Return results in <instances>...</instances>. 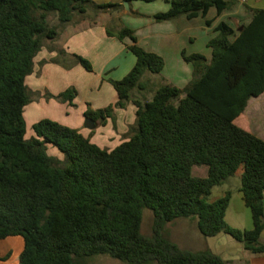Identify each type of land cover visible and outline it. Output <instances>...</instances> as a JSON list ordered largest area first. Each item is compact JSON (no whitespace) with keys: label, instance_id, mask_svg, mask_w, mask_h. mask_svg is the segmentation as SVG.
Listing matches in <instances>:
<instances>
[{"label":"trees","instance_id":"16d2710c","mask_svg":"<svg viewBox=\"0 0 264 264\" xmlns=\"http://www.w3.org/2000/svg\"><path fill=\"white\" fill-rule=\"evenodd\" d=\"M134 1L156 0H0V239H24L19 264H85L95 255L128 264H239L168 239L165 227L177 219H195L203 236L224 233L246 251L264 255V140L235 123L248 101L264 93V8L252 9L239 33L222 22L208 44L210 61L203 54H183L194 66L193 80L185 88L164 82L150 100L137 98L135 91L145 89V73H162L164 58L141 47L134 30L107 29L120 41L131 39L128 48L137 62L122 80H111L118 102L96 110L88 104L85 118L97 127L115 124L116 109L134 103L136 121L124 141L113 150L102 148L78 129L47 118L34 124L36 137L26 138L25 108L31 102L26 80L44 41L55 40L59 27L76 16L96 25L101 14L123 11L124 2ZM168 2V11L154 15L157 22L233 6L227 0ZM53 13L58 25L50 24ZM130 14L143 16L132 8ZM56 51L54 63L94 72L89 59ZM77 95L70 88L46 97L75 106ZM49 145L65 158L49 154ZM195 167H207V176H194ZM241 168L251 230L226 221L232 191L212 200L213 189ZM146 208L155 216L151 236L142 232Z\"/></svg>","mask_w":264,"mask_h":264},{"label":"crops","instance_id":"0c3cea01","mask_svg":"<svg viewBox=\"0 0 264 264\" xmlns=\"http://www.w3.org/2000/svg\"><path fill=\"white\" fill-rule=\"evenodd\" d=\"M93 1L98 4L123 3V0ZM227 1L232 2L233 6L221 13L216 8H211L207 14H199L195 18L182 16L164 22H157L154 15L170 9L168 0L150 3L134 1L130 9L146 14L147 17H135L130 14V9L125 8L123 11L101 14L103 21H97L96 25L91 26L81 16H76L72 22L59 27V35L55 40L44 41V46L35 58L34 72L26 80L31 97V102L25 108L27 124L32 125L49 118L78 129L84 136L91 137L92 142L100 147L113 150L124 141V135L129 127L135 124L137 107L130 102L126 108L116 109L115 124L109 120L107 125L94 131L85 127V112L88 104L96 110L118 102L119 96L111 80L118 81L126 77L136 65L137 57L128 48L132 44L131 39L120 41L109 36L107 29L116 32L122 27H128L134 30L141 47L164 58L165 67L162 73L157 76L145 73L142 78L145 89L135 91V96L144 100L145 92L149 90L154 95L164 82L185 88L194 78V66L185 61L183 54H203L210 61L212 49L208 44L218 35L217 28L222 22L239 33L242 27L251 21L252 9L264 8V0ZM232 40H235V37H232ZM58 48L89 59L94 72H88L82 65L66 68L54 63ZM70 88H75L78 92L74 101L75 106L46 98L47 93L58 95ZM34 115H37V119L30 121ZM235 123L264 140V93L248 101L244 113L235 120ZM48 147L53 148L51 155L64 159L57 148L52 145ZM240 188L236 194L233 192L227 215L230 210L234 216L244 214L245 227L242 229L251 230L253 228L251 210L246 206ZM184 225L193 230L198 229L196 220L187 219ZM194 237L191 241L200 239L198 234ZM170 240L184 249L194 251L192 243L183 245L175 239ZM260 241L264 244V232ZM23 250L24 239L20 236L0 239V264H19ZM227 261L239 264H264V255L246 251L241 257Z\"/></svg>","mask_w":264,"mask_h":264},{"label":"rangeland","instance_id":"374dc122","mask_svg":"<svg viewBox=\"0 0 264 264\" xmlns=\"http://www.w3.org/2000/svg\"><path fill=\"white\" fill-rule=\"evenodd\" d=\"M141 14H143V13H141ZM135 17H147V15L143 14V16H135ZM49 19H50L51 25H58V18H57V15L55 13L51 14ZM90 19H92V18L87 19V21H86L87 24H89ZM96 20L97 21H103L101 16H99ZM147 74L157 76V75L152 74L150 72H147ZM144 95H145L144 100H150L153 97V92L148 90L147 92L144 93ZM36 119H37V115H34L29 120L35 121ZM47 119H49V118H47ZM37 122H35V123H37ZM85 122H86V120H85ZM34 124H32V125L30 123L27 124V135H26L27 139H31L32 137H36V134L33 130ZM96 129H94V130H96ZM94 130H91V131H94ZM52 150H53V148L49 147V154H53ZM62 158H65L64 155L62 156ZM207 172H208L207 167H195L193 169V175L196 177H206ZM242 173H243V168H241L235 176L228 179L223 185L215 187L213 189L212 200H216V199L222 197L227 191H232V192H234V194H236L237 189L240 188L241 184H242L241 183ZM186 220L187 219H178L177 221L168 223L165 227L164 235L168 239H175L176 241H178L179 243H182L183 245H188L189 243H192L194 246L193 247L190 246V247H192L194 249V251H201V250L210 249L214 253L220 255L226 261L230 260V259L239 258L243 254H245L246 251L243 247V244L236 241L231 236L222 233L216 237H205L203 235H200L202 233H200V231H198V229L194 228V230H193L192 228H188L186 225H184V222H186ZM190 220H195V219H190ZM154 221H155V216H154L153 211L148 209V208L144 209L143 223H142L143 234H145L147 236L153 235ZM226 221L229 225L230 224L234 225V226H232L234 228L241 227L239 229H242V227H245L244 226V224H245L244 214H239L237 216H234L232 210L229 211V213L226 217ZM195 234H198V236H200L199 237L200 239L198 241H191L195 238L194 237ZM85 264H128V263L123 262V261L118 260V259H115L109 255H95V256L86 258Z\"/></svg>","mask_w":264,"mask_h":264},{"label":"water","instance_id":"95a60500","mask_svg":"<svg viewBox=\"0 0 264 264\" xmlns=\"http://www.w3.org/2000/svg\"><path fill=\"white\" fill-rule=\"evenodd\" d=\"M124 6L127 10L130 9V4L129 2H124ZM85 127L89 130H94L97 128V123L91 119H86V122H85Z\"/></svg>","mask_w":264,"mask_h":264}]
</instances>
